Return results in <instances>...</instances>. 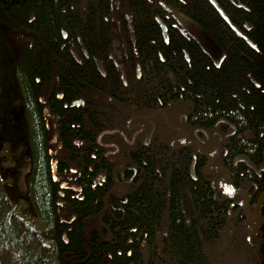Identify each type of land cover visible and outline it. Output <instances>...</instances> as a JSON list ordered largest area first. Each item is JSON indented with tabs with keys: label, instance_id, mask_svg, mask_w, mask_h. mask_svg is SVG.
I'll return each instance as SVG.
<instances>
[{
	"label": "trees",
	"instance_id": "16d2710c",
	"mask_svg": "<svg viewBox=\"0 0 264 264\" xmlns=\"http://www.w3.org/2000/svg\"><path fill=\"white\" fill-rule=\"evenodd\" d=\"M115 1L124 10V0H0V24L12 37L10 48L4 45L6 53H0V264H264V198L261 211L254 205L244 213L235 209L242 206L238 195L208 194L209 184L207 188L188 176L186 159L164 148L163 142H169L165 130L159 153L145 154L144 166L136 157L135 177L124 186H117L123 167L113 165L100 177L104 166L93 165L94 143L105 126L114 130L111 141L120 152L123 138L117 129L124 126V111L97 116L69 103L82 97L83 108L100 106L111 92L124 90L118 73L105 70L108 77H102L91 59L105 55L107 38L118 31L110 23L114 17L108 16L122 11ZM161 1L199 23L224 49L227 57L220 68L190 50L189 72L180 45L189 47L192 40L180 37V45H164L155 20L158 16L165 22ZM233 1L240 7L215 0L230 23L251 26L247 35L256 48L236 39L208 0H130L125 8L133 15L129 23L142 53L158 64L138 93L158 95L151 103L160 101L165 108L171 106V92L190 94L187 99L195 102L196 111L163 112H185L193 125L208 121L210 132L227 126L218 123L224 119L235 127L234 141L240 144L225 139L231 143L228 148L257 165L264 147V0ZM77 37L89 54L81 64L69 51L78 47ZM156 51L162 52L164 62ZM176 68L183 69L173 86L166 70ZM11 84L18 86L19 99ZM44 107L56 121V171L67 186L78 187L77 192L61 189L60 181L52 179ZM4 121L16 132L15 139L20 137L24 152L22 196L14 192L12 178L1 173L3 157L15 153L17 146L4 139ZM247 131L252 132L250 139ZM78 159L86 163L76 164ZM236 169L229 170V182L244 173L238 184L248 190L254 173L242 162ZM257 183L264 191V173ZM258 221L263 222L261 228L253 225Z\"/></svg>",
	"mask_w": 264,
	"mask_h": 264
},
{
	"label": "flooded vegetation",
	"instance_id": "af4514ba",
	"mask_svg": "<svg viewBox=\"0 0 264 264\" xmlns=\"http://www.w3.org/2000/svg\"><path fill=\"white\" fill-rule=\"evenodd\" d=\"M208 1L210 2V0ZM226 1L232 6V8L240 7V4H236L233 0ZM126 3H130V0H124L123 10L121 8L122 6L115 1L114 6L116 8H121L122 11L115 14H108L109 17H114L111 19L110 23H115L118 29V31L111 32L107 38L109 41V51L107 50L105 55L100 57V59L95 56L91 58L102 77H108L106 71L107 73L113 71L115 75L118 73L117 76L121 79L122 83H124V90L120 94L111 92V97L108 96L100 106L94 105L90 108H83L85 101L82 97H76L69 103L70 107L79 108L80 111H91L97 116H109L113 109L124 111V126L121 129H117L118 133L123 138L120 152L119 147L111 141V133H113L114 130L109 129L107 126L101 129V132L97 137V142L94 143V151L91 154L93 165L104 166L105 168L103 172H99L100 177H103L107 173L109 167L111 168L113 165L123 167V171L120 173L119 177V181L122 183L117 181V186L118 188L119 186H124V182L132 180L135 177L136 172L133 160L136 157H138L139 161H141L144 166L146 164L144 161L145 154L148 155L154 152L157 154L159 153L160 148L162 147L160 136L161 133L164 134L165 130V137L169 142H163L164 148L168 146L170 148V153L186 159L185 162L188 166L187 173L193 182L204 183L203 186L207 188L209 184L210 189L207 192L214 196L238 195L237 197L242 199V206L235 207L237 211L242 210L246 213L247 211H251L254 205V210L256 212L261 211L260 205L264 198V191L259 190L257 182L258 178L264 173V170H259V167L264 161V147L261 149L262 160L256 165L244 153L239 150L231 151L228 148V145L231 143H226L225 139H228L231 142L233 141V143H236L237 147H239L240 144L234 141V135L236 134L235 127L224 119H218V123L227 126H220L218 130L214 128L210 132L207 124L208 121H205L204 124L202 123L203 125H193L188 122V117L185 112H180L177 115L174 114V112H171L170 115L163 112L196 111L195 102L190 103V94H187L184 91L171 92V100L169 103L171 106L168 104V108L163 107V103L160 101L157 104L153 102L151 103L150 99L158 98V95L151 94V92L138 93L141 90L140 87L142 86L143 81L148 78L149 73H152L157 69L158 64L154 61H149V56L146 54L144 55L141 51L142 46L137 44L139 39L129 23V19L133 15L126 10ZM160 4L165 11V14L163 15L165 22H163L158 16L155 17V20L160 26V36L164 45H169L171 41L177 42L180 45L178 40L181 38H184L185 40L190 39L194 43L192 45L187 44L189 47L180 45V54L186 62L188 71H193V65L189 53L190 50L197 51L202 57H204V59L209 60L214 67L220 68L222 63L226 61L227 57L224 49L218 45L223 53V57L220 62H218V65H216L190 36L181 31L180 25L171 13L181 12L169 8L162 1ZM211 5L216 9L212 3ZM105 20H107V17ZM229 25L232 31H234L236 39L244 40L249 47L256 48V45L252 43L247 35L251 30V26L247 24V22L243 23V28H238L232 23H229ZM62 34L63 39H65L67 34L64 31H62ZM76 43H78V47H76V45L75 50L69 47V51L75 58L76 62L81 64L83 59L88 60L89 54L79 37L76 38ZM63 47L64 45L61 44L60 48L62 49ZM160 51H156V53L160 59L159 61L164 62V56H162V52ZM242 56L248 57L244 51ZM119 62H121L123 66L124 77H122L121 69L118 64ZM182 69L176 68V70H166V76L173 86L178 83L177 77L181 74ZM246 76L256 84L255 79L249 72L246 73ZM61 96L62 94H58V97ZM188 96L189 99H187ZM41 99L43 102H41ZM39 100L42 104H45L43 96H40ZM44 108L50 112L47 107ZM248 133H250L249 137H247ZM245 136L247 139H250L252 132L247 131ZM121 153H123L122 157H120ZM240 162L246 165L254 173V175L249 176L248 190H240L238 184L239 177H244V173L236 174L233 182H229V170H237L236 167ZM77 163L86 162L85 160L81 161L78 159L76 161V164ZM177 169L179 168L175 166V170ZM72 171L74 172L76 169H72ZM130 172L131 175H129ZM100 177H96V179L99 180ZM61 182H63V180H61L60 177V183ZM196 187L197 186H195V188ZM68 188L72 190L75 189L72 185L68 186ZM63 189H67V187ZM74 191L77 192L79 190L75 189ZM122 192L124 193V188L122 189ZM235 203L238 205L241 202L236 200ZM262 224V221L253 223L257 228H261Z\"/></svg>",
	"mask_w": 264,
	"mask_h": 264
},
{
	"label": "water",
	"instance_id": "95a60500",
	"mask_svg": "<svg viewBox=\"0 0 264 264\" xmlns=\"http://www.w3.org/2000/svg\"><path fill=\"white\" fill-rule=\"evenodd\" d=\"M210 2L216 7V9L221 13L222 17L229 23L228 18L216 4L215 0H210ZM172 15L175 17L176 21L180 25L181 31L184 34L190 36L206 53L211 60L218 65L221 58L223 57V53L218 46V44L211 38V36L196 22L188 18L187 16L171 12ZM121 69L122 77H124V70L122 64L119 65ZM41 102L43 100L41 99ZM76 104V103H75ZM43 117L45 119V125L48 132V153L50 155V168H51V175L54 181H60V175L56 172V163H57V134H56V127H55V120L54 117L47 111L46 108L43 110ZM250 133H248L249 137ZM259 170H264V161L259 167ZM68 187L65 182L60 183V188ZM58 203L60 204L61 201L59 200Z\"/></svg>",
	"mask_w": 264,
	"mask_h": 264
},
{
	"label": "rangeland",
	"instance_id": "374dc122",
	"mask_svg": "<svg viewBox=\"0 0 264 264\" xmlns=\"http://www.w3.org/2000/svg\"><path fill=\"white\" fill-rule=\"evenodd\" d=\"M6 39H5V38ZM12 37L10 33L7 30V27L0 24V53L5 54V47L4 45H7L10 48L9 41L12 42ZM6 40V42H5ZM0 82L2 83V79H0ZM10 90L14 93L15 99H19V88L16 84L10 85ZM10 123L7 121L3 122V137L4 139H7L8 141H11L12 145L15 146V153H10L8 156L3 157V161L5 163V166H3V171H1L2 175L5 177H11L12 180L15 182L13 185L14 192H18L20 196L24 194L25 191V176H26V170H25V160H24V152L20 150L21 142L20 137H18L16 140V132L10 127ZM25 166V167H24ZM8 189V188H7Z\"/></svg>",
	"mask_w": 264,
	"mask_h": 264
},
{
	"label": "bare ground",
	"instance_id": "6f19581e",
	"mask_svg": "<svg viewBox=\"0 0 264 264\" xmlns=\"http://www.w3.org/2000/svg\"><path fill=\"white\" fill-rule=\"evenodd\" d=\"M217 4V3H216ZM220 8V7H219ZM221 9V8H220ZM222 10V9H221ZM218 11V10H217ZM219 12V11H218ZM223 12V11H222ZM220 13V12H219ZM224 13V12H223ZM221 15V13H220ZM222 16V15H221ZM227 17V16H226ZM223 18V17H222ZM224 19V18H223ZM192 20V19H191ZM225 20V19H224ZM229 20V19H228ZM194 21V20H193ZM226 21V20H225ZM195 22V21H194ZM227 22V21H226ZM197 23V22H196ZM230 23V21H229ZM231 24V23H230ZM212 38V37H211ZM213 39V38H212ZM214 40V39H213ZM119 65H121V62L118 63ZM77 101H80V100H77ZM58 155V154H57ZM57 172V171H56ZM58 174V173H57ZM75 189H79L78 187H74ZM61 193V192H60ZM59 201V200H58Z\"/></svg>",
	"mask_w": 264,
	"mask_h": 264
}]
</instances>
